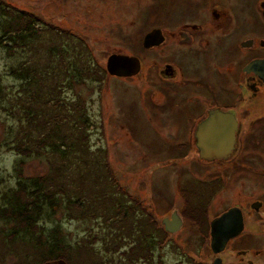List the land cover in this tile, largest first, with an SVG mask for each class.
<instances>
[{
  "label": "rangeland",
  "instance_id": "374dc122",
  "mask_svg": "<svg viewBox=\"0 0 264 264\" xmlns=\"http://www.w3.org/2000/svg\"><path fill=\"white\" fill-rule=\"evenodd\" d=\"M225 2L228 4L215 5ZM232 2L244 14L241 25L248 20L252 10L247 5L255 3L257 7L253 0H0L4 6L36 16L39 25L81 37L93 52L94 59L104 68L112 53L133 54L144 61L137 75L124 78L107 73L102 83L87 80V84L79 86L78 90L86 94L95 121L91 143L105 147L119 184L153 214L160 228L165 230L163 219L174 211L183 218L180 230L175 233L165 230L168 236L162 249L157 250L163 264H212L217 257L222 258V264H248L249 260L264 264V87H261L256 100L245 99L236 105L233 94L222 91L225 88L239 90L236 82L230 76L227 81L223 74L233 76L237 69L233 65L237 64H215L206 55L194 60L181 58L177 46L179 31L197 33L192 29L194 23L202 25L208 22V26H202L211 27L210 30L216 26L214 20H204L196 11L197 3L205 12L212 9L216 13L227 12L228 20L235 15L230 8ZM155 26L163 27L167 40L157 49L145 51L143 37ZM210 30H205L208 36L214 34ZM257 31L260 37H264L262 27ZM231 41L233 43V38ZM41 42L46 46L50 41ZM230 46L231 43L227 47ZM23 59L22 52L10 55L0 45V84L6 90L19 88L21 81L8 72L11 66H16ZM178 60L189 68V74L180 72L176 78H163L162 70L166 64L175 65ZM198 60H201L198 62L200 66L193 71L190 63ZM255 81L243 82L245 96L254 93L248 84L256 87L258 82ZM166 95L172 98L165 105ZM213 96L234 105L242 122L237 149L226 160L200 158L194 130H189L187 125H182L183 128L179 125L182 122L180 113L185 112L189 121L184 122L190 123L191 104L200 101L199 111L205 112ZM182 102L183 106L179 105ZM9 103L0 97V195L15 188L20 171L25 178L47 172L44 158L23 156L22 160L6 143V139L8 141L15 136L10 135L13 128L16 130L18 127L15 125L17 120L10 115ZM259 118L262 119L257 120ZM21 160L24 163L19 169ZM211 190L213 197L209 196ZM200 198L208 207L209 222L234 205L242 206L246 213V230L219 254L211 249L210 229L207 231V226L199 220L196 208L200 205ZM255 202L263 204L259 211L251 207ZM62 217L60 212L47 219V228L50 230L57 223H62V233L73 242L86 241L97 229L94 222L69 221ZM0 224L3 225V221ZM4 237L0 233V253L6 252L5 261L0 259V264H23L26 255L31 262L27 264H66L61 260L36 262L40 248L34 243L30 247L24 246L21 240L13 242L18 253L7 252L8 244H3ZM25 247L28 248L26 251ZM241 250H248V253L242 255ZM28 251L31 253L27 254Z\"/></svg>",
  "mask_w": 264,
  "mask_h": 264
},
{
  "label": "trees",
  "instance_id": "16d2710c",
  "mask_svg": "<svg viewBox=\"0 0 264 264\" xmlns=\"http://www.w3.org/2000/svg\"><path fill=\"white\" fill-rule=\"evenodd\" d=\"M31 15L0 3V45L10 55L24 54L8 72L21 81L19 88L9 91L0 84V97L9 100L18 126L5 141L22 160L33 156L47 162L45 174L25 178L20 171L15 188L0 195V233L7 252L18 253L13 242L21 240L40 248L38 263L163 264L157 250L167 232L119 184L105 147L91 143L95 121L78 87L87 80L102 83L107 69L81 37L39 25ZM43 40L50 42L45 46ZM198 203L199 220L208 231V207L203 198ZM60 212L62 219L94 222L97 229L86 241L73 242L62 233V223L47 228V219Z\"/></svg>",
  "mask_w": 264,
  "mask_h": 264
},
{
  "label": "flooded vegetation",
  "instance_id": "af4514ba",
  "mask_svg": "<svg viewBox=\"0 0 264 264\" xmlns=\"http://www.w3.org/2000/svg\"><path fill=\"white\" fill-rule=\"evenodd\" d=\"M253 1L257 2V7L255 8V3H253L252 5H247L249 8L252 7V10L249 12L248 20L242 25H241V23H243V17H244L243 15L244 14L239 12V10L237 9L239 7H238V5H235L234 2H232V6L230 8L232 9L231 12L235 13V15L234 16L231 15V17L228 20H226L227 16L229 15L227 12H220L219 11L216 13V12H213V9H212V11L205 12L202 10L203 6H200L197 3L196 4V6H197L196 11L201 13V16H202V18H204V20H206V19L208 21H209V19H211L212 21L214 20V22L216 24L215 28L214 29L212 28V30H210L211 27L202 26L204 24H206V26H208V22H205L202 25H200L198 23H194V25L192 26V29L197 32L196 34L195 33L192 34V33H189L187 31H183V30L179 31V34H178L179 38H180V42L178 43L177 46L179 47L178 48V51H179L178 54H179V56H181V58H187V59L194 60V59H198V58L201 59L204 55H206L210 59V61H212V63L214 61L215 64L218 63L220 65L221 64L226 65V64H229V62H232L233 64H237V65H233V66L237 67L233 76H231L228 73L222 72L223 74L226 75L227 81H228L229 76H230L231 80L235 81L237 84V87L239 89L237 91H229L228 88L227 89L225 88V90L222 91V92H225L226 94L231 92L233 94V97H235L234 104H236V105L240 104L245 99L256 100L257 96H259V94L261 92L260 91L261 87H264V78H262L259 74H257L256 71H253V70L247 71L246 70V67L251 62H253L255 60L264 59V37H260L261 34L259 33V31H257V29L260 27H262L264 29V0H253ZM221 4L222 3L215 4V5L223 6V5H227L228 3L225 2L222 5ZM221 13H223V14H221ZM155 29H160L162 31V35H163L162 40L163 41L160 44L153 45L151 47H146L144 45V37L146 36V34H148L149 32H151ZM205 30H210L214 34H211L210 36H208L205 33ZM220 31H222V32H220ZM245 35H248V36L245 37ZM223 36H225V37H223ZM144 37H143L142 46H143V50H145V51L146 50L149 51V49H154V48L157 49V47L163 45L167 40V36L165 35L164 29L162 26L152 27L149 31H147L145 33ZM222 37H223V40H222ZM232 38L234 40L233 43L231 41ZM224 43H226V44L223 45ZM230 43H231V46L227 47ZM234 44H235V46H234ZM128 55L137 56V55H133V54H128ZM137 57H139V56H137ZM139 59L141 61V69H142L144 61L142 60L141 57H139ZM200 61L201 60L195 61L196 63L195 62L190 63V68H192L193 71L197 70L198 67L200 66L198 63ZM212 66H213V64H212ZM222 66H224V65H222ZM189 71L190 70H189V68H186L185 63L183 61L178 60V61H176L175 65L167 63L164 70H162V76H163V78H167V79L168 78H176V77H178V73L181 72V74L183 73V75H188ZM216 73H218L217 70H216ZM238 75H240V78H237ZM124 78H129V77H124ZM222 78L224 79V81H222V83L225 84V78L224 77H222ZM249 79H253L254 81L256 80L258 82V85L255 87V84H253V86L248 84V86L254 91V93H251L252 95L245 96V85L243 84V82H245L246 80H249ZM222 92L220 90V93H222ZM220 93H218V94H220ZM219 96L223 97L222 94H220ZM171 98H172L171 95L170 96L166 95V97L164 98V104L166 105L170 101ZM219 98L220 97H218V96H213L212 99H210V105H208L205 112L199 111L200 110L199 108L201 106L200 101H197L195 104H191L192 105V107H191L192 112L190 113V119H191L190 123L184 122V120L189 121V119H186L188 117V115H186L185 112H182V111H181L182 113H180V115H181L180 120L182 122L179 125L182 128H183L182 125H187V128L189 130L190 129L194 130V138H195L196 147H197V144H196L197 139L195 136L196 131L199 127V124L205 118H207L211 112H213L215 110H220V111H224V112L230 111V112L234 113V115L236 116V119L238 121V129H237V143H236V148H235L234 152L227 157L212 158V159H208L209 161H211V160H226V159L231 158L234 155V153L237 149V144L239 142L238 132L242 126L241 119L239 118V116H238V114L234 108V105H229L228 103L221 102V101H219ZM226 98H228V97H226ZM179 105L183 106V102L180 103ZM260 119H262V118H259L257 120H260ZM254 123H255L254 121L251 123L252 127H253ZM253 204L254 203L251 204V207L253 209H255L256 211H259L260 208L263 206V204H261L259 209H256V208H254ZM234 206H236V205H234ZM231 207H233V206H231ZM231 207H229L228 209H230ZM238 207H240L242 209L245 227H244V230L241 232V234L232 238L229 241V243L233 239L240 237L244 233V231L246 230V218H247L246 213H245L242 206H238ZM227 210H225V211H227ZM225 211H223V212H225ZM222 213H220V214H222ZM211 220L209 222L210 237H211V226H210ZM210 243H211V238H210ZM229 243H228V245H229ZM247 253H248V250H241L242 255H246ZM248 264H256V263L254 260H249Z\"/></svg>",
  "mask_w": 264,
  "mask_h": 264
},
{
  "label": "water",
  "instance_id": "95a60500",
  "mask_svg": "<svg viewBox=\"0 0 264 264\" xmlns=\"http://www.w3.org/2000/svg\"><path fill=\"white\" fill-rule=\"evenodd\" d=\"M162 31L155 29L144 37V45L151 47L163 40ZM106 69L110 75L130 77L141 71V61L137 56L124 53L109 55ZM247 71H256L264 78V59L255 60L247 67ZM238 121L230 111L215 110L205 118L196 131L197 149L202 159L224 158L231 155L237 143ZM261 202H255L254 208L259 209ZM165 230L175 233L183 226V218L178 211L163 219ZM211 249L215 254L223 252L229 241L244 230V216L242 209L233 206L211 220ZM212 264H222V258L217 257Z\"/></svg>",
  "mask_w": 264,
  "mask_h": 264
}]
</instances>
